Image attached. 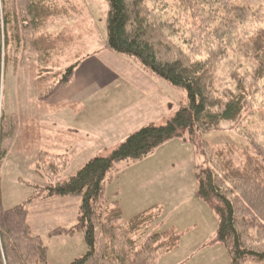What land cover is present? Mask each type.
<instances>
[{"label": "trees", "instance_id": "obj_1", "mask_svg": "<svg viewBox=\"0 0 264 264\" xmlns=\"http://www.w3.org/2000/svg\"><path fill=\"white\" fill-rule=\"evenodd\" d=\"M61 1H0V167L19 133L18 115L2 112L7 67L28 66L45 103L71 84L78 65L94 53L81 54L80 44L83 52L88 47L70 30L47 29L74 9ZM105 1L107 48L137 61L185 98L163 124L141 127L73 177H60L67 153L41 154L36 172L46 185L11 209H4L0 195V264H48L47 248L27 222V207L37 198L69 197L79 199L75 224L51 234L84 235L85 254L69 264H157L178 248L181 234L158 231L162 210L156 207L125 220L119 192L111 199L106 188L121 165L143 160L166 142L193 141L223 122L234 124L247 147L204 145L196 196L214 211L230 264H264V0ZM64 60L70 63L62 66Z\"/></svg>", "mask_w": 264, "mask_h": 264}, {"label": "rangeland", "instance_id": "obj_2", "mask_svg": "<svg viewBox=\"0 0 264 264\" xmlns=\"http://www.w3.org/2000/svg\"><path fill=\"white\" fill-rule=\"evenodd\" d=\"M68 2L61 1L74 9L69 7V13L47 29L59 32L66 28L75 41L88 47L83 52L80 44L81 54L94 52L85 57L78 71L88 86L66 102L44 103L39 101L41 92L28 66L21 68L13 62L7 67L1 88L2 112L18 115L19 133L0 167L4 209L24 203L35 196L36 187L46 185V179L36 172L41 154L67 153L68 167L60 177H73L87 161L106 156L139 128L163 124L185 98L183 91L146 74L137 61L107 48L105 0ZM63 62L62 66L70 63ZM204 145L213 149L234 145L244 150L247 142L236 133L234 124L223 122L218 128L201 131L193 141L172 140L139 162L121 165L117 180L106 188L111 199L119 192L116 199L125 220L156 207L162 210L158 231L173 228L181 234L178 248L160 257L157 264H230L217 238L218 219L196 196L197 173L206 165ZM78 208L79 199L72 197L37 198L27 207V222L47 248L48 264H69L85 254L82 233L51 235L74 225Z\"/></svg>", "mask_w": 264, "mask_h": 264}, {"label": "crops", "instance_id": "obj_3", "mask_svg": "<svg viewBox=\"0 0 264 264\" xmlns=\"http://www.w3.org/2000/svg\"><path fill=\"white\" fill-rule=\"evenodd\" d=\"M93 56V55H92ZM83 61V60H82ZM84 64V61L81 62L76 71H75V74H74V78H73V81L71 82V84L58 96V98L56 99H59L58 102L61 103L62 102H66L64 101V99H68L72 96H76L75 95V92H78L79 89H83L82 87H87L88 84L84 82V80L79 76L78 74V71L80 69H82V65ZM143 69V68H142ZM145 72V71H144ZM140 72H137V74H139ZM146 73V72H145ZM147 74V73H146ZM150 76V75H149ZM99 85V82L98 84ZM67 103H71V101H68ZM140 129V128H139ZM63 154V153H61ZM45 201H52V200H45Z\"/></svg>", "mask_w": 264, "mask_h": 264}]
</instances>
